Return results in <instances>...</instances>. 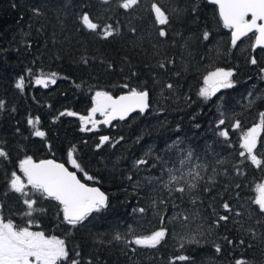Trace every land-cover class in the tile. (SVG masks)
Segmentation results:
<instances>
[{
	"label": "trees",
	"instance_id": "trees-1",
	"mask_svg": "<svg viewBox=\"0 0 264 264\" xmlns=\"http://www.w3.org/2000/svg\"><path fill=\"white\" fill-rule=\"evenodd\" d=\"M153 2L164 12L166 24L156 22ZM120 3L0 0V99L6 102L0 111V145L9 153V159L0 158L5 221L24 227L32 219L31 229L65 240L70 257L81 264H169L180 255L188 259L176 264H235L238 258L263 264L264 213L254 201L264 165L257 168L246 161L243 175L235 168L243 132L261 123L264 113V48H253L254 32L233 46L231 29L223 26L209 0H138L128 10ZM84 11L100 30L82 27L78 17ZM108 25L114 35L103 39ZM216 68L232 70L233 86L205 99L199 95L204 76ZM29 69L34 75L29 76ZM51 73H56V83L47 88L34 84L35 76ZM20 76L26 77L23 92L15 87ZM132 87L149 93L144 113L81 130L92 127L79 117L88 116L96 91L118 94ZM65 111L77 115L61 116ZM237 121L241 127L234 129ZM37 128L46 136L32 135ZM222 130L227 138L218 135ZM104 135L109 141L97 148ZM177 139L180 146L169 149ZM262 144L264 126L254 150L264 160ZM69 150L83 171L69 163ZM189 150L194 155L182 170L197 165L202 179L196 188L169 196L162 186L166 169L181 168L179 161ZM26 156L53 157L81 177H93L88 180L106 192L107 207L75 227L63 221L61 206L50 198H40L35 207L42 211L26 216L20 194L7 184L13 170L23 177L16 165ZM141 159L147 163L137 167ZM220 216L229 218L222 221ZM161 227L166 235L156 247L130 243L134 235H150ZM190 238L196 242H188Z\"/></svg>",
	"mask_w": 264,
	"mask_h": 264
},
{
	"label": "snow or ice",
	"instance_id": "snow-or-ice-1",
	"mask_svg": "<svg viewBox=\"0 0 264 264\" xmlns=\"http://www.w3.org/2000/svg\"><path fill=\"white\" fill-rule=\"evenodd\" d=\"M209 2L218 5V14L223 26L232 30L231 42L233 46L237 44V41L241 37L252 32L257 34L253 48L255 49L258 45L264 46V0H209ZM137 3L138 0H121L119 7L128 10ZM34 11L39 14V9H35ZM151 12L154 13L158 24L164 25L167 23V18L157 3L153 2L151 4ZM249 15L251 18L247 19L246 17ZM78 22L84 29L89 31L97 32L100 30V25L93 22L90 13L87 11H84L78 17ZM114 31L112 26L108 25L102 31V38L107 39L114 35ZM159 35L161 37L166 35L163 28H161ZM203 36L207 40L209 38V32L205 31ZM250 62L255 65L257 60L253 57ZM160 66L164 67V64ZM261 71H264V69ZM28 74L29 76L34 75L33 70L29 69ZM232 75L233 72L231 70H225L224 68H216L215 71L209 72L204 76L205 86L200 89L199 95L208 99L219 89L231 88L233 86L231 80ZM55 77L56 73H51L50 77L37 75L34 84L43 85V87L47 88L49 83H56ZM25 79L26 77L20 76L15 83V87L21 92L26 87ZM123 87L127 89L129 85L124 84ZM167 87L172 88L173 85L168 84ZM148 97L149 93L147 90H138L135 87L130 88L125 94L118 97H113L107 91H96L92 97L93 106L89 110L88 116L79 117L82 124L87 121L92 127L90 129L82 127L81 130L91 131L98 124H108L117 118L123 120L129 113L136 110L144 113L145 109L149 107ZM5 103L4 100L0 99V111L4 110ZM96 113H100L104 117V120L96 121L93 119ZM60 115L76 116L77 113L65 111L60 113ZM260 115L262 118L261 123L254 124L246 132H243L241 136V148L243 150L239 152L240 160L235 168L237 175L244 174L243 168L246 166V161H250L257 168L264 165V160L258 157L257 151H254L257 150L258 137L261 136L262 126H264V113ZM33 123L34 121L29 118L28 124L32 125ZM224 123V120L219 122L220 125ZM240 127L239 121L233 125L234 129H239ZM32 135L43 138L46 136V133L37 128ZM218 135L227 138L228 132L227 130H222L218 132ZM109 139L108 136H101L100 144L97 145V148L106 141H109ZM180 144L181 141L177 139L167 147L169 149H175ZM67 155L69 163L77 170L83 171L77 159L73 157L71 150H69ZM193 155V152L189 150L183 159L179 161L181 168L166 169L168 179L166 182H163L162 186L168 190L169 196L173 192L183 194L186 191L196 188V181L202 179L201 173L197 170V165H192L186 172L182 170L183 166L191 161ZM0 158L9 159V153L5 150V146L2 145H0ZM146 163L143 159L135 162L137 167ZM16 167L23 174L24 179L21 178V175L16 170H13L10 176L7 177V184L11 191L20 194L22 203L27 208L25 215L28 217H31L35 211H42L35 207L40 198H50L57 201L61 206L63 221L73 227L85 222L91 213L100 212L107 207V197L104 192L97 187H90L86 183H82L77 178V172L69 171L62 163H57L54 160H42L36 163L31 156H26L24 159L19 160ZM87 179L94 178L87 177ZM256 190L258 196L254 203L259 206L260 213H264V184L257 185ZM153 203L155 204L156 201ZM159 203L164 204L165 201L160 200ZM223 207L231 211L228 203H225ZM138 211L144 213L145 209L140 208ZM228 218V216H220L219 220L226 221ZM184 219L187 220L188 217L185 216ZM161 220L163 222V218ZM32 224L33 220L29 219L26 226L19 227L14 224L12 219L5 221L2 211H0V264H62V262L68 260H70V264H81L78 259H72L70 257L69 251L65 246V240L57 238L56 236H46L42 231H32ZM129 230L131 231V227ZM165 235L166 229L161 227L153 231L150 235H134L130 243L137 246L154 248L160 244ZM115 238L118 240L122 239L119 234ZM188 242L196 241L194 238H190ZM229 243L232 242L229 241ZM216 251H221L219 245H217ZM187 259V256L180 255L171 258L169 264H176V261L182 262ZM235 264H247V261L244 258H238L235 260Z\"/></svg>",
	"mask_w": 264,
	"mask_h": 264
},
{
	"label": "water",
	"instance_id": "water-1",
	"mask_svg": "<svg viewBox=\"0 0 264 264\" xmlns=\"http://www.w3.org/2000/svg\"><path fill=\"white\" fill-rule=\"evenodd\" d=\"M217 8H218V5H217ZM247 19H250L251 17H250V15L248 16V17H246ZM258 23H259V21H258ZM232 31V30H231ZM256 33L254 34V43H253V45L255 44V40H256ZM242 38V37H241ZM240 38V39H241ZM239 41V40H238ZM232 43V42H231ZM257 47H264V46H260V45H258V46H256V48ZM128 91V90H127ZM127 91H123V92H120V93H118V94H111L113 97H118V96H120V95H122V94H125ZM136 111H138V110H136ZM135 112V111H134ZM133 113V112H132ZM132 113H129V115L130 114H132ZM128 115V116H129ZM127 116V117H128ZM126 118V117H125ZM117 119H119V118H117ZM104 136H106V135H104ZM33 159V161L34 162H36V163H39L40 161H42V160H54L55 162H57V163H62V164H64L65 165V167H67L68 168V170L69 171H75V172H77L75 169H73L72 167H70L68 164H66V163H64L63 161H60V160H58V159H56V158H53V157H44V158H39V159H35V158H32ZM77 178L78 179H80L81 180V182L82 183H86L88 186H90V187H97V188H99L102 192H104L105 193V196L107 197V194H106V192L98 185V184H96V183H92V182H88V181H86V180H84V179H82L81 177H80V175L78 174V172H77Z\"/></svg>",
	"mask_w": 264,
	"mask_h": 264
},
{
	"label": "rangeland",
	"instance_id": "rangeland-1",
	"mask_svg": "<svg viewBox=\"0 0 264 264\" xmlns=\"http://www.w3.org/2000/svg\"><path fill=\"white\" fill-rule=\"evenodd\" d=\"M225 70H231V69H226V68H224ZM212 71H215V69H213V70H211V71H209V72H212ZM232 71V70H231ZM209 72H207L206 74H205V76L209 73ZM41 76H47V77H50L51 76V74H48V75H41ZM36 77V76H35ZM35 77H34V80H35ZM205 85H204V79H203V84H202V86H201V88L202 87H204ZM96 121H98V119H99V121H103L104 120V117L100 114V113H96L95 114V118H94ZM21 178L22 179H24L22 176H21ZM25 183H26V180H25ZM259 184H264V179L259 183ZM257 196H258V192H257ZM257 198V197H256ZM32 231H39V230H36V229H31ZM264 264V263H263Z\"/></svg>",
	"mask_w": 264,
	"mask_h": 264
}]
</instances>
